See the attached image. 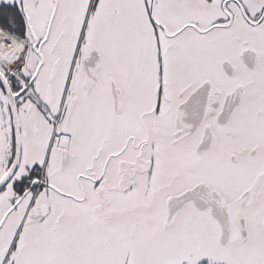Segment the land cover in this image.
<instances>
[{"label":"snow or ice","instance_id":"obj_1","mask_svg":"<svg viewBox=\"0 0 264 264\" xmlns=\"http://www.w3.org/2000/svg\"><path fill=\"white\" fill-rule=\"evenodd\" d=\"M0 264H264V0H0Z\"/></svg>","mask_w":264,"mask_h":264}]
</instances>
